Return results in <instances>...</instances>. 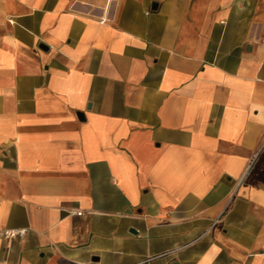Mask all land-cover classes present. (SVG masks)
<instances>
[{
  "label": "crops",
  "instance_id": "1",
  "mask_svg": "<svg viewBox=\"0 0 264 264\" xmlns=\"http://www.w3.org/2000/svg\"><path fill=\"white\" fill-rule=\"evenodd\" d=\"M189 1L0 0V264H264V0Z\"/></svg>",
  "mask_w": 264,
  "mask_h": 264
},
{
  "label": "rangeland",
  "instance_id": "2",
  "mask_svg": "<svg viewBox=\"0 0 264 264\" xmlns=\"http://www.w3.org/2000/svg\"><path fill=\"white\" fill-rule=\"evenodd\" d=\"M233 4L238 5L240 3L234 2ZM257 6L255 7V11H257ZM188 9L194 15L190 18L196 30H199L201 27H208V37L212 36V47L216 46V43L221 42L224 35L226 37V32L229 30L233 33L234 41L238 42L244 39V35H248L249 31L257 32L259 28L258 23V13L252 12V17L238 18V17H228V18H207L204 15L208 14L211 9V1L210 0H190L188 3ZM236 9H239L236 6ZM219 22L220 26L216 27L215 24ZM246 33V34H245ZM257 159V158H256ZM255 159V161H256ZM254 161V163H255ZM253 163V165H254ZM252 168V167H251Z\"/></svg>",
  "mask_w": 264,
  "mask_h": 264
},
{
  "label": "built area",
  "instance_id": "3",
  "mask_svg": "<svg viewBox=\"0 0 264 264\" xmlns=\"http://www.w3.org/2000/svg\"><path fill=\"white\" fill-rule=\"evenodd\" d=\"M257 157H253L249 164V169L253 166V163ZM77 214H82V211H76ZM26 233V229H12V228H0V244L3 239H12L14 237L23 236Z\"/></svg>",
  "mask_w": 264,
  "mask_h": 264
},
{
  "label": "water",
  "instance_id": "4",
  "mask_svg": "<svg viewBox=\"0 0 264 264\" xmlns=\"http://www.w3.org/2000/svg\"><path fill=\"white\" fill-rule=\"evenodd\" d=\"M157 3H155L154 5H153V7L156 9L157 8ZM41 47H45L44 45H42ZM78 115L82 118L83 117V113L82 112H79L78 113ZM174 264H176V263H174Z\"/></svg>",
  "mask_w": 264,
  "mask_h": 264
}]
</instances>
